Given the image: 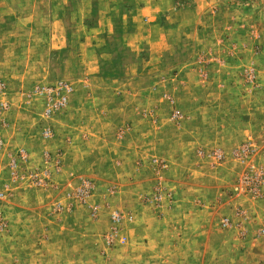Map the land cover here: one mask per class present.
I'll list each match as a JSON object with an SVG mask.
<instances>
[{"label":"rangeland","instance_id":"1","mask_svg":"<svg viewBox=\"0 0 264 264\" xmlns=\"http://www.w3.org/2000/svg\"><path fill=\"white\" fill-rule=\"evenodd\" d=\"M0 28V264H160L144 225L175 200L164 155L143 159L141 179L99 175L95 160L62 180L73 126L139 114L151 141L202 129L174 181L202 174L218 195L201 205L230 209L222 226L249 236L214 263L264 264V0H0ZM98 76L118 80L113 97ZM59 84L66 104L48 113ZM35 192L50 206H15Z\"/></svg>","mask_w":264,"mask_h":264},{"label":"crops","instance_id":"2","mask_svg":"<svg viewBox=\"0 0 264 264\" xmlns=\"http://www.w3.org/2000/svg\"><path fill=\"white\" fill-rule=\"evenodd\" d=\"M234 1L247 3L250 0ZM240 9L246 11L244 5H238L236 8L232 7L233 11ZM103 17L106 18V14ZM6 18L16 19L15 23L20 24L22 20L27 19V16L23 13L12 17L7 16ZM10 31L7 29L3 33L7 34ZM234 31V29L231 30L232 33ZM248 51L247 49L245 52ZM263 56L264 50L262 52L257 49L254 61H258L260 64ZM98 78L100 79L99 82L103 81L105 84L113 83L111 85L112 88H110L111 92H108L113 97V94H116L113 89L118 80L105 79L101 76H98ZM96 94L99 95V91ZM91 111L98 116L110 113L108 110H100L98 108L91 109ZM129 114L130 112L124 113V115ZM136 115H138V112ZM90 119L91 117L79 127H72L74 140H72L70 149L66 153L69 170L66 171L64 178H62L66 183L73 179L71 176L74 175V170L84 168V164L92 163L95 160L101 164L97 169L100 172L98 174L102 176L113 175L116 181L125 180L124 177L143 178L144 170L140 165L144 163L143 159L153 150L157 154L164 155L168 162L171 163L168 185L174 191L175 200L172 206L166 208L161 215L147 213L146 224L144 225L146 232L149 233V244L152 245V250L155 253V257H157L156 262L160 264H216L214 261L217 258H224L221 254L234 248V244H238L239 248L242 243L249 241V236L244 238L241 235L232 234L220 223V217L227 215V213L230 214V209H224L225 207L223 206L201 205L203 199L209 197V201L211 200L210 202L212 203V201L217 199L216 196L218 195L217 192L212 195L211 190H206L210 189L209 186L200 187L196 183V180L200 177L199 175L202 174L191 173L189 179H187L188 182L185 183L174 181L177 171L178 177H186V173H188L187 170L182 169L178 164L185 162L184 166H186V164L193 163L196 148L203 141H206V138L201 135L202 129L194 131L192 138L187 139L180 132L171 135L168 140L161 138L162 131H159L157 132L156 141H151L147 126L145 124L142 125V121H140L142 120L140 114L138 117L135 116L134 120L131 118L132 122L128 123L127 126L125 123L111 124L109 122L97 126L96 123L99 124V120H95L96 123L92 125ZM210 135L213 136L214 134ZM210 138L212 139V137ZM38 145L37 149L34 150V158L38 160L37 162L42 161L41 149L46 147L44 142ZM99 145L100 148H98ZM94 147L96 149H93ZM71 171L74 173L72 172L69 175ZM68 191L71 193L70 190ZM33 195L32 201L26 196L20 205L15 204V206H39L48 197L49 200L46 206H50L49 204L52 202L50 195L47 194V196L38 192L33 193ZM70 202H74L73 206H78L75 201L70 199L67 200L65 205L70 204ZM210 202L206 204H210ZM137 208L140 209L142 207L138 206Z\"/></svg>","mask_w":264,"mask_h":264},{"label":"built area","instance_id":"3","mask_svg":"<svg viewBox=\"0 0 264 264\" xmlns=\"http://www.w3.org/2000/svg\"><path fill=\"white\" fill-rule=\"evenodd\" d=\"M70 90L71 89L67 84H59L56 88L51 89V91L49 92L52 93V95L53 94L57 95L59 98L57 100H54V98L49 100L50 103L48 105L49 107L47 112L48 113L55 112L61 109L62 107H64Z\"/></svg>","mask_w":264,"mask_h":264}]
</instances>
